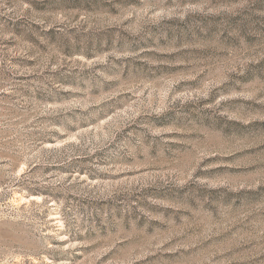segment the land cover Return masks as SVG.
Listing matches in <instances>:
<instances>
[{
  "label": "rangeland",
  "instance_id": "obj_1",
  "mask_svg": "<svg viewBox=\"0 0 264 264\" xmlns=\"http://www.w3.org/2000/svg\"><path fill=\"white\" fill-rule=\"evenodd\" d=\"M0 264H264V0H0Z\"/></svg>",
  "mask_w": 264,
  "mask_h": 264
}]
</instances>
